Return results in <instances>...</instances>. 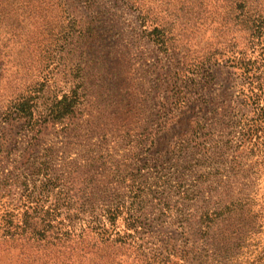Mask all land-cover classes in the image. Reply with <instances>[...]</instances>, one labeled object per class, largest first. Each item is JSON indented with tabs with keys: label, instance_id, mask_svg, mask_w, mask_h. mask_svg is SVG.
Listing matches in <instances>:
<instances>
[{
	"label": "rangeland",
	"instance_id": "rangeland-1",
	"mask_svg": "<svg viewBox=\"0 0 264 264\" xmlns=\"http://www.w3.org/2000/svg\"><path fill=\"white\" fill-rule=\"evenodd\" d=\"M258 81L264 99V0H0V264H203L194 218L224 185L264 211V142L217 120L245 123ZM26 96L77 105L32 131ZM56 200L94 204L46 226Z\"/></svg>",
	"mask_w": 264,
	"mask_h": 264
},
{
	"label": "trees",
	"instance_id": "trees-1",
	"mask_svg": "<svg viewBox=\"0 0 264 264\" xmlns=\"http://www.w3.org/2000/svg\"><path fill=\"white\" fill-rule=\"evenodd\" d=\"M261 24H254L252 22L250 30L257 32V29L261 28ZM250 64L249 61L244 62V67ZM249 70V68H248ZM261 76L258 74L256 80H260ZM261 83L257 82V92H253L252 102V116L246 119L245 123L240 125V121L233 120L232 117L235 116L231 109L225 108L218 114L221 118L217 120L227 119V124L230 126V131L228 135H233L236 140L242 145L245 141H252L254 138L256 141L261 140L264 142V102H262L263 91H260ZM66 97V95H65ZM35 99V98H34ZM33 98H28V96L23 97L21 101L13 105V116L15 120L21 121L29 130L34 131L33 126L36 124V118H44L43 121H53L59 120L61 115L65 112L75 109L77 102L74 100H68L67 98L57 101L52 107L45 110V107L40 109V104L37 100ZM212 113H217V109H212ZM208 120H211L209 118ZM32 122V124H31ZM225 122V121H224ZM186 123V120L182 121V126ZM165 124V122H163ZM181 122L178 124L180 126ZM173 128V124H171ZM202 128V126H200ZM199 127V128H200ZM164 127L163 129H165ZM38 131H36L31 139H35ZM236 133V134H235ZM238 133V134H237ZM214 144L211 145L214 148V152L219 151L220 155H224L228 147H231V141L233 139L219 140L211 139ZM239 166V164H238ZM225 189L221 193V197L217 201L207 202L205 206L199 211L198 215L195 216V231L196 235L204 237V243L206 247L200 250V257L204 261L203 264H264V240H255L258 237V233L261 232L260 227L264 229V211L262 208L254 209L252 206V199H250L249 194H247L246 184H233L228 183ZM236 191V192H235ZM252 202V203H251ZM93 205V201L89 200L87 202L80 203L78 209L75 210L74 215L73 206L71 201L67 200H56L52 202L45 208V217L50 216L46 222V226H50V222L55 220L54 213L63 212L68 216L67 218H73L85 210L84 205ZM254 204V203H253ZM101 216L108 218L112 222L118 214L122 211V207L117 204L105 203L103 206ZM80 210V211H79ZM65 216V217H66ZM79 218V217H78ZM82 221L84 219H81ZM82 223H80L81 226ZM100 220L95 221L92 219V215L85 220V225L80 227L84 228H97L104 229L103 223L99 227ZM129 224V223H128ZM69 225V224H68ZM73 224L69 225L72 229ZM94 230V229H93ZM254 245V249L251 246ZM253 254V255H252ZM244 255H252V259L248 261L247 258L244 260L240 259ZM199 257V255H198Z\"/></svg>",
	"mask_w": 264,
	"mask_h": 264
}]
</instances>
